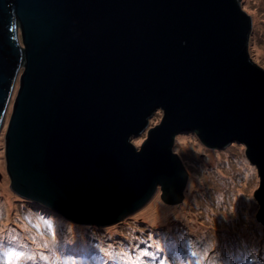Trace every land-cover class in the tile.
Here are the masks:
<instances>
[{"label": "water", "instance_id": "water-1", "mask_svg": "<svg viewBox=\"0 0 264 264\" xmlns=\"http://www.w3.org/2000/svg\"><path fill=\"white\" fill-rule=\"evenodd\" d=\"M252 31L241 0H0L11 190L77 223L117 224L159 186L164 202L184 199L189 175L173 148L195 132L212 149L246 147L264 224V69L249 55Z\"/></svg>", "mask_w": 264, "mask_h": 264}, {"label": "rangeland", "instance_id": "rangeland-1", "mask_svg": "<svg viewBox=\"0 0 264 264\" xmlns=\"http://www.w3.org/2000/svg\"><path fill=\"white\" fill-rule=\"evenodd\" d=\"M241 2L243 10L253 19L250 58L264 69V0ZM18 87L17 84L14 98ZM11 109L12 103L8 118ZM162 118L163 112L157 111L150 119L149 128L160 124ZM6 128L7 122L0 134V197L3 186L10 196L9 200L0 198V241L7 242V247H0V264H5L6 253L10 250L24 251L26 257H35L32 261L22 260L20 264H122L126 259L124 253L134 256L144 250L162 259L163 264H196L197 260L199 264H214L213 258L215 264H228V261H232L231 264H264V224L258 219L260 207L254 196L260 178L257 168L248 160L243 144L232 143L221 149H212L204 145L195 132L180 134L173 150L182 160L189 181L184 199L169 204L176 215L164 221L159 211L157 222L153 224L155 227H151L144 214L155 198L162 194L158 193L146 206L126 216L123 221L97 226L71 221L43 204L21 198L11 190L5 161ZM147 130L132 139L136 147L147 139ZM182 140L186 143L181 144ZM218 176L223 180L219 181ZM225 181L229 189L228 200L227 204H222L219 195ZM243 187H248L252 205L244 203V192L237 191ZM232 190L246 208L239 205L228 207L229 199H234ZM204 205L209 207V215ZM190 213L194 220L185 217ZM244 223L245 227L253 223L262 229L263 234L257 231L246 236V232L242 233ZM155 233L156 238L153 236ZM231 233L246 236L245 240L255 254L252 260L238 253L237 242L227 238ZM215 237L218 238L216 242ZM239 248L245 250L244 247ZM193 251L197 252V257L192 256ZM144 261L145 264H159V260L148 257ZM13 264H16L15 260Z\"/></svg>", "mask_w": 264, "mask_h": 264}, {"label": "bare ground", "instance_id": "bare-ground-1", "mask_svg": "<svg viewBox=\"0 0 264 264\" xmlns=\"http://www.w3.org/2000/svg\"><path fill=\"white\" fill-rule=\"evenodd\" d=\"M185 143H186V141L182 140L181 144H185ZM217 178H218L219 181L223 180V178L220 177V176H218ZM231 186H232V184H231ZM233 188H235V187H233ZM221 189H222V191H221V194L219 195V198L222 199V204H227L226 203V201L228 200L227 190H229L228 187H227V181H225V183L223 184ZM1 191L3 193H2V196L0 198H2L3 200H9V196L10 195L7 193V190H6V188L4 186H3V190H1ZM237 191L238 192H244L245 194L242 197L244 203H246L247 205H250V204L252 205V201H251V198L249 196L248 187L247 188H245V187L240 188ZM158 193H160V194L162 193L160 188L157 190L156 195H158ZM234 193H235V194H233L234 199H229L228 207L231 206V208H232L233 206L235 207L236 205H239L240 207H245L246 208V204H244V203L241 204V201L239 199V195L236 192H234ZM159 197H160L161 200L159 199ZM159 202L162 203L161 206L159 205ZM257 203H258V205L260 207V204H259L258 201H257ZM169 204H174V203L164 202L163 199L161 198V195L160 196L158 195L155 198V200L151 203L150 207L148 208V210L144 214L145 218L147 219V221L151 225V227H155L153 224L157 222V220H156L157 219V212H159V211H160L161 217H162V219L164 221H166L167 219H169V218H171V217L176 215L175 212L172 209L169 208V206H170ZM10 206H11V204H10ZM203 207L206 209V213L209 215V213H210L209 207L206 206V205H204ZM181 215H183V214H181ZM183 216H185V215H183ZM185 217H187V219H192V220L195 219V217H193L191 213L188 214ZM245 223L243 225V228H245V229H244V231H242V233L246 232V236H247V234H252V233L256 234L257 231H259L260 233L263 234L262 229H260L258 226H255L252 223L251 225H247L245 227ZM224 226H225V224H224ZM169 233H171V230H169ZM153 236L156 238L157 234L155 233ZM246 236H244L242 234H239V233H231V234L227 235V238H229L232 242H237V244H238L237 249L239 251L238 252L239 254H241L242 256H245L246 258L252 260V258L255 257V254L252 252V249H251V246H250L249 242L247 240H245ZM217 239L218 238H216V237L214 238L215 242L217 241ZM239 247H244L245 250H243V249H241ZM79 248L83 249L84 247H79ZM231 263H232V261H228V264H231Z\"/></svg>", "mask_w": 264, "mask_h": 264}, {"label": "snow or ice", "instance_id": "snow-or-ice-1", "mask_svg": "<svg viewBox=\"0 0 264 264\" xmlns=\"http://www.w3.org/2000/svg\"><path fill=\"white\" fill-rule=\"evenodd\" d=\"M0 247H7V242L6 241H0ZM47 247V245H45ZM159 250V249H157ZM197 252L193 251L192 256L197 257ZM124 256L126 259L122 262V264H145L144 258L148 257L151 260H159V264H163V260L158 258L155 254H150L149 251H141L136 255H131L129 253H124ZM35 257L32 255H28L26 257V254L24 251H19V250H10L6 253V259H5V264H13V260L16 261V264H20V261L25 260V261H32L34 260ZM213 262L215 264V258H213ZM191 264V262H189ZM196 264H199V260H197Z\"/></svg>", "mask_w": 264, "mask_h": 264}]
</instances>
